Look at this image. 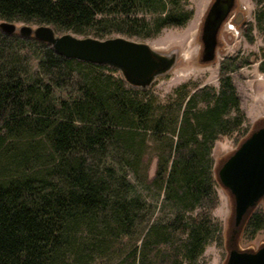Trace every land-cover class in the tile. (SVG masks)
I'll return each mask as SVG.
<instances>
[{
    "label": "trees",
    "instance_id": "trees-1",
    "mask_svg": "<svg viewBox=\"0 0 264 264\" xmlns=\"http://www.w3.org/2000/svg\"><path fill=\"white\" fill-rule=\"evenodd\" d=\"M190 17L180 0H0L1 19L100 38ZM244 62L225 58L218 87L161 102L114 66L0 29V264H205L222 234L212 149L246 120L231 75ZM244 227L264 228V212Z\"/></svg>",
    "mask_w": 264,
    "mask_h": 264
},
{
    "label": "rangeland",
    "instance_id": "rangeland-1",
    "mask_svg": "<svg viewBox=\"0 0 264 264\" xmlns=\"http://www.w3.org/2000/svg\"><path fill=\"white\" fill-rule=\"evenodd\" d=\"M180 2L186 11L191 12V17L184 24L166 26L153 35L129 37L146 41L158 52L168 54L175 59L171 68L157 74L152 83L147 86L148 92L161 102L175 95L176 88L183 85L187 89L204 84L218 87L221 61L230 56L245 60L242 66L231 71V75L241 97V105L247 116L246 120L241 129L231 134H221L212 149L218 203L211 209V213L220 223L222 234L220 238L207 244L200 257L205 264H223L231 247L255 250L264 243V228L252 230L247 229L243 224L239 233L234 234V197L218 177L219 167L236 149L243 137L253 127L264 124V71L260 70L261 63H264V23L260 25L255 17V11L261 5L254 0H235L231 12L219 29L216 57L204 62L202 61L203 23L213 0H180ZM23 23H28L33 27L38 25L35 22ZM229 23H234L233 29L230 28ZM21 24L22 22L17 21L18 26ZM56 31L58 34L63 33L62 30L56 29ZM17 33L19 34V31ZM113 35L123 34L114 33ZM115 74L124 77L120 70H116ZM150 151L146 158L154 155V148H150ZM154 157H151L149 164V182L156 170V158ZM143 187L140 186L139 189L144 195L147 194L148 198L155 199L154 192L147 191ZM198 211L200 208L195 213ZM254 211L264 212V197L251 212ZM108 262L103 260L99 261V264Z\"/></svg>",
    "mask_w": 264,
    "mask_h": 264
},
{
    "label": "water",
    "instance_id": "water-1",
    "mask_svg": "<svg viewBox=\"0 0 264 264\" xmlns=\"http://www.w3.org/2000/svg\"><path fill=\"white\" fill-rule=\"evenodd\" d=\"M235 0H215L209 7L202 30V61L216 57L219 29ZM0 29L25 38L35 37L50 43L59 54L118 68L127 82L149 86L155 76L167 71L175 59L155 50L148 42L123 35L105 38L79 35L71 31L58 34L51 24L28 23L1 19ZM221 183L234 197V234H238L247 216L264 197V124L255 126L236 149L227 156L218 170ZM223 264H264V243L255 250L231 247Z\"/></svg>",
    "mask_w": 264,
    "mask_h": 264
},
{
    "label": "built area",
    "instance_id": "built-area-1",
    "mask_svg": "<svg viewBox=\"0 0 264 264\" xmlns=\"http://www.w3.org/2000/svg\"><path fill=\"white\" fill-rule=\"evenodd\" d=\"M229 25H230V28H234V23H229Z\"/></svg>",
    "mask_w": 264,
    "mask_h": 264
},
{
    "label": "flooded vegetation",
    "instance_id": "flooded-vegetation-1",
    "mask_svg": "<svg viewBox=\"0 0 264 264\" xmlns=\"http://www.w3.org/2000/svg\"><path fill=\"white\" fill-rule=\"evenodd\" d=\"M214 1H215V0H213V2H214ZM213 2H212V3H213ZM234 4H235V1H234ZM234 4H233V5H234Z\"/></svg>",
    "mask_w": 264,
    "mask_h": 264
}]
</instances>
